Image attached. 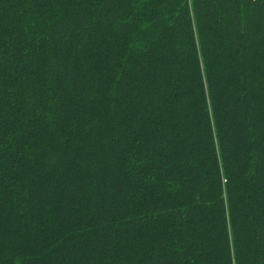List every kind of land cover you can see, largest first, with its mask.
<instances>
[{
	"label": "trees",
	"instance_id": "obj_1",
	"mask_svg": "<svg viewBox=\"0 0 264 264\" xmlns=\"http://www.w3.org/2000/svg\"><path fill=\"white\" fill-rule=\"evenodd\" d=\"M0 264H264V0H0Z\"/></svg>",
	"mask_w": 264,
	"mask_h": 264
}]
</instances>
